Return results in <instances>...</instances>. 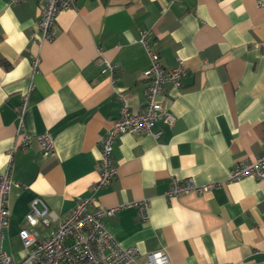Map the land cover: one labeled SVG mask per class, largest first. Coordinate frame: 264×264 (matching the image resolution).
<instances>
[{
	"label": "crops",
	"instance_id": "0c3cea01",
	"mask_svg": "<svg viewBox=\"0 0 264 264\" xmlns=\"http://www.w3.org/2000/svg\"><path fill=\"white\" fill-rule=\"evenodd\" d=\"M38 1L0 0V173L22 184L8 196L3 249L16 259L25 255L18 233L34 197L62 217L79 198L92 197L90 212L120 206L104 225L142 259L162 250L169 264H264V176L226 181L237 162L264 151V7L256 0H75L39 48L31 38ZM142 32L164 67L178 57L184 62L180 87L167 83L160 96L175 120H158L157 137L119 135L116 176L93 190L101 136L119 114L116 92L132 109L144 100L150 61L138 41ZM99 52L118 66L114 81L101 72ZM26 93L23 132L48 131L54 150L43 156L33 140L14 149L8 165ZM187 178L220 185L164 195L173 180ZM142 198L150 203L146 221L129 205Z\"/></svg>",
	"mask_w": 264,
	"mask_h": 264
},
{
	"label": "built area",
	"instance_id": "2783aa9c",
	"mask_svg": "<svg viewBox=\"0 0 264 264\" xmlns=\"http://www.w3.org/2000/svg\"><path fill=\"white\" fill-rule=\"evenodd\" d=\"M18 2L21 0H13ZM75 0H39V14L31 38L40 48L43 42L51 40L54 35L58 14L73 7ZM259 7H264V0H256ZM138 41L144 46L149 66L144 70L142 77L148 80L144 92V100L140 108H130L124 92L117 91L119 114L113 124L101 136V158L98 165L99 178L92 189L96 190L107 185L116 176V162L113 157V146L116 138L125 133H143L157 137L160 133L153 127L158 120L172 125L175 116L163 107L160 96L165 85L171 83L179 88L181 80L186 74V68L181 58H176V65L171 68L163 66L159 54L150 48L146 32H142ZM102 73L109 74L112 81L117 65L110 63L99 52ZM40 63L39 53L31 58V75L38 72ZM32 85H30V88ZM27 93L23 96L22 104L17 108V133L20 139L9 152L8 165L14 149L24 150L33 140L39 143L41 154L47 156L53 153V138L46 131L38 135L23 132L22 115L27 105ZM246 176L262 179L264 176V151L253 160L237 162L227 174L226 181H239ZM219 182L203 185L195 184L190 178L173 180L165 190L167 198L183 194H200L206 190L219 186ZM22 184L14 180L9 172L0 173V264H169L166 253L162 250L152 251L141 258L135 247H123L106 229L103 218L111 215L120 206L99 209L90 212L88 206L93 200L79 198L73 208L63 217L51 210L40 197H34L25 215L26 226L20 228L19 237L25 249V255L19 259L8 254L2 247L4 231L9 225L8 196L12 189H20ZM135 206L137 218L146 221L149 218L150 203L147 198L131 202ZM39 227L44 229L43 232Z\"/></svg>",
	"mask_w": 264,
	"mask_h": 264
}]
</instances>
